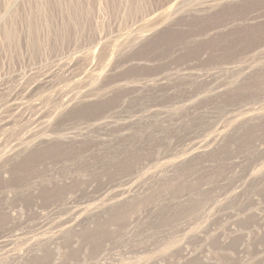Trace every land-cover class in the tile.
Listing matches in <instances>:
<instances>
[{"label": "rangeland", "instance_id": "obj_1", "mask_svg": "<svg viewBox=\"0 0 264 264\" xmlns=\"http://www.w3.org/2000/svg\"><path fill=\"white\" fill-rule=\"evenodd\" d=\"M0 264H264V0H0Z\"/></svg>", "mask_w": 264, "mask_h": 264}]
</instances>
